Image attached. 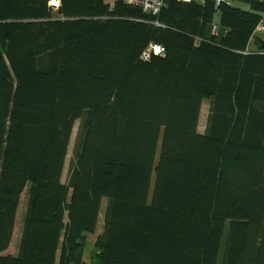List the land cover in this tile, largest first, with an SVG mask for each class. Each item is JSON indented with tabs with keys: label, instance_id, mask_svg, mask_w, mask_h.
I'll return each instance as SVG.
<instances>
[{
	"label": "trees",
	"instance_id": "trees-1",
	"mask_svg": "<svg viewBox=\"0 0 264 264\" xmlns=\"http://www.w3.org/2000/svg\"><path fill=\"white\" fill-rule=\"evenodd\" d=\"M50 1L0 0V264H84L103 198L92 264H264L262 2Z\"/></svg>",
	"mask_w": 264,
	"mask_h": 264
},
{
	"label": "rangeland",
	"instance_id": "rangeland-1",
	"mask_svg": "<svg viewBox=\"0 0 264 264\" xmlns=\"http://www.w3.org/2000/svg\"><path fill=\"white\" fill-rule=\"evenodd\" d=\"M215 20L216 21L218 20L217 14H215ZM219 33H221V31ZM252 46L253 45L251 42L250 47H252ZM207 113H208V100H203L201 103L200 115H199V120H198L199 132H203V130H204ZM76 129H77V122L75 123V126L73 127V131L71 134V138H70V142H69V146H68V151H67V155L65 158V164H64V168H63V172H62V176H61L62 182L67 181L68 167L70 164V160L72 158V150H73L74 139H75V135H76ZM26 190L27 189H25L22 192V194L20 195V198H19V205H18V209H17L15 225H14V229L12 232L10 244L4 252L5 254H16L17 250H18V242H19L20 232H21V223H22V219H23V215H24V211H25V204H26V197H27ZM104 205H105V198H103L101 201V207H100V211H99V219H98L96 230L94 231V233L88 234L86 237V247H85L84 255H83V263L84 264H92V261L94 260V258L92 257L93 256V248H94L93 243H94L96 236L102 230V216H103Z\"/></svg>",
	"mask_w": 264,
	"mask_h": 264
},
{
	"label": "built area",
	"instance_id": "built-area-1",
	"mask_svg": "<svg viewBox=\"0 0 264 264\" xmlns=\"http://www.w3.org/2000/svg\"><path fill=\"white\" fill-rule=\"evenodd\" d=\"M105 1L112 3L114 0H105ZM123 1L129 5L139 6L145 12L157 14L159 12V10L163 6H165L167 1H169V0H123ZM176 1H189V0H176ZM214 1H215V4H219V2H221L223 0H214ZM259 1L262 2L263 7H264V0H259ZM215 28H216V26L212 25L211 31L214 32ZM254 32L255 33H263L264 32V10L261 12V19L259 20L258 24L256 25ZM163 51H164V49H163L162 45L156 44V43H151L142 52L140 57L142 59L146 60V59H148V57L151 53L162 55Z\"/></svg>",
	"mask_w": 264,
	"mask_h": 264
},
{
	"label": "crops",
	"instance_id": "crops-1",
	"mask_svg": "<svg viewBox=\"0 0 264 264\" xmlns=\"http://www.w3.org/2000/svg\"><path fill=\"white\" fill-rule=\"evenodd\" d=\"M201 1V0H199ZM50 4L54 5V6H58V0H51Z\"/></svg>",
	"mask_w": 264,
	"mask_h": 264
}]
</instances>
